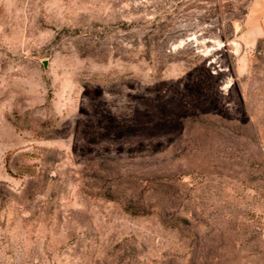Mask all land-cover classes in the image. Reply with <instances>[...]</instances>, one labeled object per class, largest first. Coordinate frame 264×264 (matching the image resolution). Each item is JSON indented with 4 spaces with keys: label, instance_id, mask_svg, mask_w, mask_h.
Returning <instances> with one entry per match:
<instances>
[{
    "label": "rangeland",
    "instance_id": "obj_1",
    "mask_svg": "<svg viewBox=\"0 0 264 264\" xmlns=\"http://www.w3.org/2000/svg\"><path fill=\"white\" fill-rule=\"evenodd\" d=\"M249 2L0 0V264H264Z\"/></svg>",
    "mask_w": 264,
    "mask_h": 264
},
{
    "label": "crops",
    "instance_id": "obj_2",
    "mask_svg": "<svg viewBox=\"0 0 264 264\" xmlns=\"http://www.w3.org/2000/svg\"><path fill=\"white\" fill-rule=\"evenodd\" d=\"M240 28L243 47L253 51L264 45V0H250Z\"/></svg>",
    "mask_w": 264,
    "mask_h": 264
},
{
    "label": "water",
    "instance_id": "obj_3",
    "mask_svg": "<svg viewBox=\"0 0 264 264\" xmlns=\"http://www.w3.org/2000/svg\"><path fill=\"white\" fill-rule=\"evenodd\" d=\"M238 27H241V22H238Z\"/></svg>",
    "mask_w": 264,
    "mask_h": 264
}]
</instances>
